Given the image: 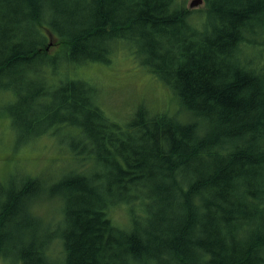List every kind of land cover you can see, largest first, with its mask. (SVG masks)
<instances>
[{
  "label": "trees",
  "instance_id": "1",
  "mask_svg": "<svg viewBox=\"0 0 264 264\" xmlns=\"http://www.w3.org/2000/svg\"><path fill=\"white\" fill-rule=\"evenodd\" d=\"M203 5L193 15L180 0H0V73L39 56L60 58L56 76L63 62L107 63L127 45L189 116L140 104L131 120H111L95 86L72 71L60 73L64 81L52 77L54 89L43 86L32 99L49 96L52 108L18 128L20 142L60 131L73 137L65 160L75 166L59 170L55 183L62 228L49 231L33 209L41 181L28 174L16 186L3 177L0 258L264 264V0ZM29 33L34 41L24 47ZM52 39L60 48L50 54Z\"/></svg>",
  "mask_w": 264,
  "mask_h": 264
},
{
  "label": "rangeland",
  "instance_id": "2",
  "mask_svg": "<svg viewBox=\"0 0 264 264\" xmlns=\"http://www.w3.org/2000/svg\"><path fill=\"white\" fill-rule=\"evenodd\" d=\"M180 1L193 12L204 8L203 3L190 7L192 0ZM197 21L202 23L204 16L197 18ZM29 34L26 36V44L22 42L24 47L34 41V35ZM123 46L112 54L107 63L94 62L77 67L63 62L59 65L60 73L70 77L72 71L95 86L96 100L99 99L103 111L111 120H119L122 123L131 120L140 104L151 112H167L177 114L180 119H188V114L180 109L170 88L133 58L129 46ZM59 48V41L52 39L48 53L53 54ZM58 61L60 58L46 62V59L36 56L28 63L21 62L13 69L0 73V196L3 194V177L8 179L14 176L16 186L20 185L23 177L28 174L36 177L44 185L45 191L39 195V201L34 203L33 209L51 232H59L62 228L60 219L63 191L60 192L55 183L61 178L59 170L75 166L67 161L71 157L65 151L73 148L70 144L73 137L70 138L66 132L60 131L59 134L46 133L38 138L20 142L23 133L18 127L20 120L36 119L43 111L52 108L53 101L49 96H46L45 100L32 99L34 93L43 86L48 88V92L52 91L55 86H52V82L56 78L64 81L60 73L52 75ZM40 71L43 73L42 77ZM52 77L55 79L52 80ZM17 93L21 94L22 101L11 109L10 104L18 96ZM25 105V110H21ZM52 117L53 114H49L44 120H52ZM49 253L60 260L61 252L56 244L51 246ZM14 256L6 261L0 258V264H12Z\"/></svg>",
  "mask_w": 264,
  "mask_h": 264
},
{
  "label": "water",
  "instance_id": "3",
  "mask_svg": "<svg viewBox=\"0 0 264 264\" xmlns=\"http://www.w3.org/2000/svg\"><path fill=\"white\" fill-rule=\"evenodd\" d=\"M203 3V0H192L189 4L190 7L197 6Z\"/></svg>",
  "mask_w": 264,
  "mask_h": 264
}]
</instances>
